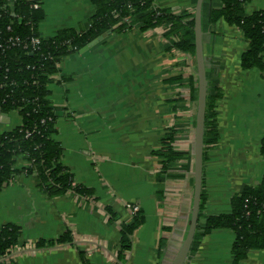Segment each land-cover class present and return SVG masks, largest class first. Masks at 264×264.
<instances>
[{
	"label": "crops",
	"instance_id": "1",
	"mask_svg": "<svg viewBox=\"0 0 264 264\" xmlns=\"http://www.w3.org/2000/svg\"><path fill=\"white\" fill-rule=\"evenodd\" d=\"M195 2L155 0L162 8L193 11ZM41 3L45 18L38 30L43 38L62 28L86 29L94 13L90 0ZM257 10L264 11V0L245 6L247 13ZM214 29L202 33L204 54L218 61L222 87L218 142L203 166L209 214L229 212L231 196L264 175V65L242 69L240 57L247 43L241 30L224 20ZM162 32L111 31L86 51L61 61L66 79L48 87L57 108L53 138L62 148L61 162L72 174L73 185L92 189L93 195L86 198L70 190L50 197L38 189L35 173L14 176L0 190V227L12 223L21 232L8 264H83L81 253L88 264H170L174 259L191 215L195 124L174 144L192 156L188 168H180L186 162L178 161L158 183L160 164L153 151L163 131L180 117L195 122L196 108L187 100L189 89L174 80L190 76L192 58L166 52ZM1 113L0 133L20 123L16 112ZM26 164L22 156L15 157V169ZM126 203L138 206L143 222L119 260L120 224L132 217ZM107 209L116 216L112 223ZM63 236L70 240L58 242ZM234 239L232 231L215 229L184 264H231ZM238 264H264V249L250 250Z\"/></svg>",
	"mask_w": 264,
	"mask_h": 264
},
{
	"label": "trees",
	"instance_id": "2",
	"mask_svg": "<svg viewBox=\"0 0 264 264\" xmlns=\"http://www.w3.org/2000/svg\"><path fill=\"white\" fill-rule=\"evenodd\" d=\"M251 0H203L201 8L202 33L213 32L218 21L241 30L247 43L240 57L242 69L263 68L264 65V11L251 13L245 6ZM94 13L89 26L83 30L58 29L48 38L40 36L38 26L45 18L41 0H0V110L16 112L21 122L12 130L0 133V190L20 173H35L38 189L50 197L63 195L73 190L77 195L90 197L93 190L73 185V176L62 164V148L53 138L56 133V112L51 100L50 84L59 82L54 76L60 73L62 60L78 53L85 45L106 31L122 32L133 28L140 30L162 29L166 52L177 51L194 60V11L187 8H162L155 0H90ZM195 5V4H194ZM32 37H39L35 48L25 46ZM9 38H17L15 44ZM207 94L203 134V165L208 152L218 142L217 101L222 96V87L217 73V62L205 54ZM62 82L66 79L61 76ZM189 89L191 102L197 99V76L175 78ZM183 101L181 100L179 102ZM177 111V109H175ZM194 121L177 120L167 127L159 138L153 155L159 159L160 171L157 182L161 183L167 172L178 167V161L188 168L192 160L189 152L175 148L182 133L194 126ZM29 135H26L27 133ZM260 155L264 158V132L260 140ZM22 156L27 164L15 169V157ZM203 186V185H202ZM159 193V192H158ZM161 193V192H160ZM206 194L202 188L198 223L189 254L211 231L226 229L234 233L231 246V264H238L250 250L264 249V175L254 186H244L230 198V211L209 214L205 211ZM110 223L116 216L107 209ZM143 216L138 209L132 217L120 224L119 260L122 253L131 248V235L142 224ZM20 228L12 223L0 227V264H8L7 257L18 244ZM70 239L63 236L58 242ZM38 246H41L40 244ZM82 256L83 264H88Z\"/></svg>",
	"mask_w": 264,
	"mask_h": 264
},
{
	"label": "water",
	"instance_id": "3",
	"mask_svg": "<svg viewBox=\"0 0 264 264\" xmlns=\"http://www.w3.org/2000/svg\"><path fill=\"white\" fill-rule=\"evenodd\" d=\"M203 0H196L194 6V60L195 72L197 76V99L195 111V126H194V142H193V198L192 208L188 230L186 236L170 264H184L188 258L189 251L193 242L194 234L198 223L199 204L202 191L203 180V134L205 121V104L207 94L206 83V63L202 42L201 30V8ZM111 31H106L100 36L85 45L80 52L86 51L88 48L102 41ZM1 113V110H0ZM4 114V113H1Z\"/></svg>",
	"mask_w": 264,
	"mask_h": 264
},
{
	"label": "built area",
	"instance_id": "4",
	"mask_svg": "<svg viewBox=\"0 0 264 264\" xmlns=\"http://www.w3.org/2000/svg\"><path fill=\"white\" fill-rule=\"evenodd\" d=\"M18 40H17V38H9L8 39V42H10L11 44H15L16 42H17ZM40 44V38L39 37H32L31 39H30V43L29 44H25V46H27V47H30L31 49H35L38 45ZM174 52V51H173ZM175 52H177V51H175ZM179 53V52H178ZM191 74H194V75H196V72H195V70L194 69H192L191 70ZM57 80H59L60 82H62V78H61V73H58V74H56L55 76H54ZM187 100H189V97H188V99ZM186 100V101H187ZM194 106H195V108H196V102L194 103V102H191ZM19 116V115H18ZM19 118H20V116H19ZM20 122H21V118H20ZM30 133L28 132L26 135H29ZM73 191V190H72ZM74 192V191H73ZM75 193V192H74ZM87 198V197H86ZM125 208H126V210L130 213V215H133L135 212H137L138 211V206L136 205V204H133V203H126L125 204ZM2 259H6V258H0V260H2Z\"/></svg>",
	"mask_w": 264,
	"mask_h": 264
},
{
	"label": "rangeland",
	"instance_id": "5",
	"mask_svg": "<svg viewBox=\"0 0 264 264\" xmlns=\"http://www.w3.org/2000/svg\"><path fill=\"white\" fill-rule=\"evenodd\" d=\"M159 5H161V4H159ZM180 118H183V117H180Z\"/></svg>",
	"mask_w": 264,
	"mask_h": 264
}]
</instances>
